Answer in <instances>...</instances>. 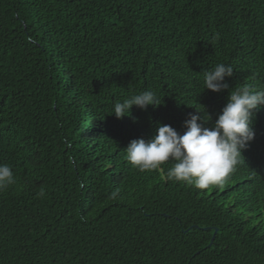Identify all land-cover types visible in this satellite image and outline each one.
Here are the masks:
<instances>
[{"label": "trees", "instance_id": "trees-1", "mask_svg": "<svg viewBox=\"0 0 264 264\" xmlns=\"http://www.w3.org/2000/svg\"><path fill=\"white\" fill-rule=\"evenodd\" d=\"M218 63L229 90L264 88V0H0V164L16 179L0 264H264V106L222 184L168 181L173 161L141 172L124 152L197 111L210 128L229 95L204 88ZM146 90L156 107L111 115Z\"/></svg>", "mask_w": 264, "mask_h": 264}, {"label": "clouds", "instance_id": "clouds-1", "mask_svg": "<svg viewBox=\"0 0 264 264\" xmlns=\"http://www.w3.org/2000/svg\"><path fill=\"white\" fill-rule=\"evenodd\" d=\"M233 72V67L224 63L203 72L205 90L213 93L229 91L227 103L210 128L203 126L211 121L205 111L203 114L199 111L189 114L184 121L186 131L183 134L170 125L158 124L150 140L134 139L128 144L124 150L128 163L141 172L163 171L160 166L171 160L173 166L164 177L168 181L187 182L199 189L222 184L235 170L247 144L253 141V119L264 106V88L243 85L229 90L225 78L232 77ZM157 104L156 94L146 90L116 102L111 115L123 119L131 115L133 106L146 111L149 106L156 107ZM15 183L12 167L0 164V192ZM45 195L41 188L38 196ZM118 195V191H114L111 198Z\"/></svg>", "mask_w": 264, "mask_h": 264}]
</instances>
